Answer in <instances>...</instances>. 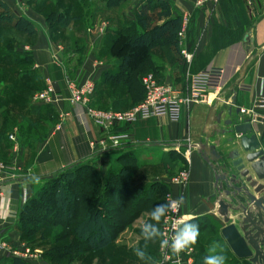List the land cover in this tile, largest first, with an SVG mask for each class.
I'll use <instances>...</instances> for the list:
<instances>
[{"label": "crops", "instance_id": "obj_1", "mask_svg": "<svg viewBox=\"0 0 264 264\" xmlns=\"http://www.w3.org/2000/svg\"><path fill=\"white\" fill-rule=\"evenodd\" d=\"M2 1L17 14L28 18L37 29L33 37L21 36L13 31L10 33V38L14 40L13 52L18 54L22 48L28 52V64L25 66L28 71H20L18 65L12 66L10 71H0V161L16 167L17 176H20L0 183V240L15 248L25 244L17 229L18 213L35 194L36 186L72 165L88 160L96 161L97 157L92 155L89 143L105 135L89 120L84 107L71 106L64 101L50 106L30 101L25 110L27 116L22 120L19 116L22 99H31L43 88L46 79L55 83L57 95L61 99L67 98V72L69 77L76 80L93 76L95 88L90 98L93 106L103 109L130 107L134 100L128 90L122 91L121 87L124 86L112 84L104 76L115 74L118 70L115 60L108 53L113 34L122 27L118 22H135V9L142 0L123 1L128 6L124 10H120L121 3L113 7L105 3L100 8L91 3L93 0ZM169 2L173 16L181 19L187 17L188 23L179 45V60L172 53L166 55L163 50L154 49V52H158L161 83L184 91L190 76L210 68L223 70L221 90L209 96L208 104H194L186 108L182 120L195 114V111H201V106L206 108L205 119L211 101L236 78L247 58L249 39H253V52L258 55L236 88L235 105L245 112L254 110L253 115L246 113L242 117H248L256 136L264 138V108L257 107L259 99L264 96V0H218L217 3L207 2L201 7L195 5V0ZM98 9H101L100 13ZM54 12L69 19L66 27H48V16ZM104 12H107L108 18L105 21L108 25L106 34H103L104 28L100 29ZM73 44L78 46L74 49ZM60 47L63 52L59 50ZM182 50L191 56L189 64L181 56ZM74 55H78L74 65L69 66L66 64L68 62L63 64L64 58ZM102 60L107 61V64ZM24 74L27 78L22 80ZM195 107L199 109L194 110ZM151 120L154 119L139 121L129 127H137ZM60 123L62 128L58 129ZM180 123L181 120L171 124L176 126ZM10 135L15 137V142L8 140ZM129 137L130 142L123 145L120 151L132 153L152 143H182L142 142L135 140L137 137L134 132ZM107 154L109 151L96 155ZM190 163L191 177L183 197L184 209L189 213L203 214L207 209L202 200L205 202L204 198L211 194L212 174L200 158L192 159ZM173 192L176 190L173 189ZM0 264H10L8 255L2 251Z\"/></svg>", "mask_w": 264, "mask_h": 264}, {"label": "rangeland", "instance_id": "obj_2", "mask_svg": "<svg viewBox=\"0 0 264 264\" xmlns=\"http://www.w3.org/2000/svg\"><path fill=\"white\" fill-rule=\"evenodd\" d=\"M106 1L107 0H93L91 1V3H95L101 8V6L106 3ZM126 7L128 6L122 1L120 10H124ZM98 10V12L100 13L101 9ZM101 16L100 29L104 28L103 34H106L108 31V28H106L108 27V25L105 23V21H108L107 12L102 13ZM120 16L123 15L121 14ZM120 19L122 20L123 18ZM60 23L63 28L66 27L65 25L67 24V22L63 21V19L60 21ZM131 23L132 22L130 21L118 22L119 26L122 27ZM10 33L11 31L4 32L5 38L4 40L1 39L2 42L0 43V48L3 50L4 46L6 47L5 52H7V59L11 62H15L17 61V59H26L25 55L28 54V52L23 48L20 52H18V54L16 52H13L14 40L13 38H10ZM76 46L78 45H74V49ZM61 49L62 47H60L59 50L63 52V49ZM73 51L74 50L72 49V52ZM152 53L154 56L153 67L155 68V71L139 74L138 78L140 79V82L144 77L148 75L153 76L157 81L161 82L158 71L159 64H157L158 52H154V50H152ZM77 57L78 55L64 58L63 64L65 65V63L68 62L66 64H69V66L74 65ZM102 62L106 63L107 61L102 60ZM112 65L114 66V64ZM89 78H91L95 84L93 76H89L84 80H76L69 77L67 72L65 75V81L67 79L68 81L75 83H82ZM121 88L123 89L122 91L126 89L125 86ZM35 94L31 97V99L25 100V105L24 107L22 106L21 113H25L28 102H33L32 99ZM91 107L97 110H102L95 106ZM197 108L198 107H195L194 110H196ZM205 109L206 108L204 106H201V111H195V114H191L189 117L184 118V120H182V116V118L180 119L181 123L176 126L169 123L166 119H154L137 127L117 125L113 128L111 133L114 135L126 134L129 137L130 133L134 132L137 137V139L135 138V140L142 142L147 141L148 143H151L152 141H180L186 144L187 141L189 142V140L192 141L198 139L201 124L203 122L206 111ZM10 132L11 130L8 133ZM179 133H181L182 138L179 137ZM10 137H13L15 139L13 135H10L8 137L9 141H11ZM257 138L262 148H264V138H261L259 135ZM129 140L130 137L127 142H123V145L130 142ZM11 142H15V140ZM120 149L121 147H117L112 150L110 149L108 150L109 154L103 156L96 155L99 152H102L101 150L97 151L92 149V155H95L97 158H95L96 161L89 160L90 165L99 173L101 179L104 182L109 178L113 180L112 182L121 192L119 195L124 202L123 211L118 212V209L113 204L108 191L105 188L100 189V195H102L101 199L103 201V214L107 215L108 217L110 224L109 230L114 237V241L110 248L101 253H87L84 247L78 246L71 236L70 228L68 227L71 221H68L64 217L60 218L58 214H54L50 215V222L48 224L49 227H39L35 236L30 239L31 242L28 243V245L33 248L32 251H34V254L36 256L35 259L31 261L32 264H160L162 260V254L159 238L154 241H146L142 235V225L145 222H151L149 214L154 207L166 203L168 198H178L181 196L184 197L190 183V162H192V159L197 160L198 158L193 153H190L189 151L181 148L174 150H161V148L147 147L146 145L141 146V148L139 149L140 151L136 149L135 152L132 153L127 151H120ZM126 153H128V155H132V157L135 159L133 164L126 163L125 161H119V158ZM186 157H189L188 160H186ZM122 166H126L127 168L131 169V188L126 190L118 187L119 184L115 177ZM182 172H186L188 174V182L185 187L176 186L173 183V179L178 177ZM43 186L44 185L42 184L37 185L36 189L41 190ZM173 189L176 190L177 194H175L176 192H173ZM147 190H156L157 193L153 200H149L146 196L145 191ZM138 191H141L142 193L137 194ZM202 203L207 209L205 213L203 212V214L199 212L189 213L188 211H185L184 205L180 206L178 213L179 216H182L184 217V219L199 225L200 228V236L198 242L191 248L193 264L194 260L197 257L200 258L202 260V264H204V257L208 254L209 247L214 243H217L223 247L224 254L227 256L226 264H245L243 263V261H240L233 256L223 238L221 237L220 230L223 227V224L216 219L214 214L211 213L212 207L203 200ZM162 225L163 219L159 224L160 230L162 228ZM77 249H80L82 252H84L82 256L83 260H80V257H77L75 253ZM137 249L143 250L146 253L144 259L138 258V256L135 254Z\"/></svg>", "mask_w": 264, "mask_h": 264}, {"label": "trees", "instance_id": "obj_3", "mask_svg": "<svg viewBox=\"0 0 264 264\" xmlns=\"http://www.w3.org/2000/svg\"><path fill=\"white\" fill-rule=\"evenodd\" d=\"M122 1L125 0H107L106 3L108 7H113ZM61 18L65 22L69 20L64 15L52 13L47 19L48 27L52 28L53 24L61 26ZM135 18V22L123 26L113 34L108 53L115 60L118 70L115 74L110 73L104 76L106 81L126 87L135 102L130 107L144 98V88L138 75L155 71L152 50L159 48L166 55L172 53L173 57L179 60L178 35L182 27V19L173 16L169 0H142L136 6ZM5 31H13L25 37H33L37 33L36 27L28 18L17 14L0 0V40H4ZM5 50V46L3 50L0 48V71H10L12 66L17 65L20 66V71H28L25 69L28 64L27 54L26 59L11 62L7 59ZM26 78L25 74L21 77L22 80ZM21 105L24 107V99ZM90 105L93 106L91 103ZM130 107L97 108L122 111ZM19 113L22 120L27 116V112L21 113V109ZM119 159L129 164L135 161L128 153ZM115 177L119 184L118 187L125 190L131 188V169L122 166ZM112 181L109 178L104 182L99 173L90 165L89 160L60 170L52 177L44 179L43 188L37 190L18 213L17 229L22 240L25 241L24 246L33 250L28 245L31 242L30 239L35 236L39 227H49L50 215L58 214L60 218L64 217L71 221L68 225L71 236L78 246L84 247L87 253H101L108 250L114 237L109 230L108 217L103 214L100 189L105 188L108 191L118 212H122L124 208L123 199L119 195L121 192ZM140 193L142 192L138 191L137 194ZM156 193V190L145 191L149 200H153ZM18 247L20 246L15 248ZM75 253L80 260H83L84 252L77 249ZM8 260L10 264H32L31 261L11 256H8ZM243 263L248 264L244 261ZM194 264H202V260L197 257Z\"/></svg>", "mask_w": 264, "mask_h": 264}, {"label": "water", "instance_id": "obj_4", "mask_svg": "<svg viewBox=\"0 0 264 264\" xmlns=\"http://www.w3.org/2000/svg\"><path fill=\"white\" fill-rule=\"evenodd\" d=\"M253 50L254 40L249 39L246 60L228 88L209 104L197 141L147 146L181 148L200 158L212 174L211 194L204 200L223 224L224 242L236 259L264 264V148L250 119L235 105L236 88L258 55Z\"/></svg>", "mask_w": 264, "mask_h": 264}, {"label": "built area", "instance_id": "obj_5", "mask_svg": "<svg viewBox=\"0 0 264 264\" xmlns=\"http://www.w3.org/2000/svg\"><path fill=\"white\" fill-rule=\"evenodd\" d=\"M217 3L218 0H195V5L203 6L205 3ZM188 23V18L182 19L181 31L178 35V42L183 37L185 27ZM181 56L187 64L191 61V56L184 50L181 51ZM223 70L219 68H210L201 71L187 79V85L184 91L175 90L169 85L157 81L153 76L148 75L142 79L144 88V98L138 104L122 111H103L97 110L90 106V97L94 92V81L89 78L82 83L70 82L66 79V88L68 97L61 99L56 92L55 83L46 79L43 89L35 94L33 102L42 105H55L60 101L69 103L71 106H82L85 113L92 124L102 132L104 137L97 141H91L89 146L94 150L102 152L122 147L123 142H127L129 137L125 134L114 135L111 133L115 126L132 125L139 121L149 119H166L170 123H177L183 111L194 104H208L209 96L217 94L221 90V82ZM258 108H264V96H262L257 104ZM242 115L254 113V110L245 112L240 109ZM62 128V123L57 127ZM11 141L15 139L10 137ZM189 143V142H188ZM187 144V143H186ZM16 167L0 161V183L5 180H15L20 177ZM188 182V174L182 172L178 177L173 179L176 186L185 187ZM177 198H168L167 202ZM179 208L171 211L169 215L163 218L161 232L168 236L170 232V224L172 220L184 218L179 216ZM0 251L8 256L19 258L25 261H33L35 259L34 251L22 245L18 248L9 247L5 242L0 240ZM162 260L160 264H193L191 250L181 253L179 256L173 255L169 250L161 249Z\"/></svg>", "mask_w": 264, "mask_h": 264}, {"label": "clouds", "instance_id": "obj_6", "mask_svg": "<svg viewBox=\"0 0 264 264\" xmlns=\"http://www.w3.org/2000/svg\"><path fill=\"white\" fill-rule=\"evenodd\" d=\"M184 203L183 197L157 205L150 212V221L142 225L141 231L146 241H154L159 238L160 248L167 249L173 255L179 256L181 253L191 250L198 242L200 236L199 225L190 222L184 218L172 220L170 224L171 234L165 236L159 228L161 220L169 215V213ZM138 258L144 259L146 253L137 249L135 253ZM227 256L224 249L217 243L212 244L208 249V254L204 257V264H226ZM179 264V261H177Z\"/></svg>", "mask_w": 264, "mask_h": 264}]
</instances>
